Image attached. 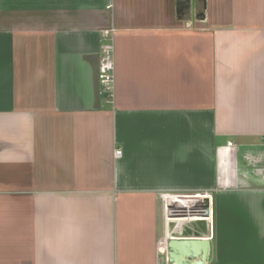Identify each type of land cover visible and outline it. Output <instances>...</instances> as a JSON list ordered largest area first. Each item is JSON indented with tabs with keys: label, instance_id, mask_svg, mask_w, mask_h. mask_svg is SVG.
<instances>
[{
	"label": "crops",
	"instance_id": "0c3cea01",
	"mask_svg": "<svg viewBox=\"0 0 264 264\" xmlns=\"http://www.w3.org/2000/svg\"><path fill=\"white\" fill-rule=\"evenodd\" d=\"M170 239L264 264V0H0V264H168Z\"/></svg>",
	"mask_w": 264,
	"mask_h": 264
},
{
	"label": "water",
	"instance_id": "95a60500",
	"mask_svg": "<svg viewBox=\"0 0 264 264\" xmlns=\"http://www.w3.org/2000/svg\"><path fill=\"white\" fill-rule=\"evenodd\" d=\"M183 1L189 8V0ZM210 246L207 239H170L166 243L165 255L168 264H207Z\"/></svg>",
	"mask_w": 264,
	"mask_h": 264
},
{
	"label": "built area",
	"instance_id": "2783aa9c",
	"mask_svg": "<svg viewBox=\"0 0 264 264\" xmlns=\"http://www.w3.org/2000/svg\"><path fill=\"white\" fill-rule=\"evenodd\" d=\"M100 59L98 67V82L101 89V95L106 99L107 103H112L114 91V43L113 30L106 31L100 41ZM121 152L116 151V155ZM168 211V209H166ZM177 213V212H174ZM166 251H160V254L165 255ZM166 263L167 259L165 257Z\"/></svg>",
	"mask_w": 264,
	"mask_h": 264
},
{
	"label": "rangeland",
	"instance_id": "374dc122",
	"mask_svg": "<svg viewBox=\"0 0 264 264\" xmlns=\"http://www.w3.org/2000/svg\"><path fill=\"white\" fill-rule=\"evenodd\" d=\"M177 202V201H176ZM181 202V201H180ZM197 220H202V218H196ZM172 226V225H171ZM159 262L160 264L163 263V256H160V259H159Z\"/></svg>",
	"mask_w": 264,
	"mask_h": 264
},
{
	"label": "bare ground",
	"instance_id": "6f19581e",
	"mask_svg": "<svg viewBox=\"0 0 264 264\" xmlns=\"http://www.w3.org/2000/svg\"><path fill=\"white\" fill-rule=\"evenodd\" d=\"M176 203H177V202H176ZM161 250H162V251H165L166 249L163 247V248H161Z\"/></svg>",
	"mask_w": 264,
	"mask_h": 264
}]
</instances>
